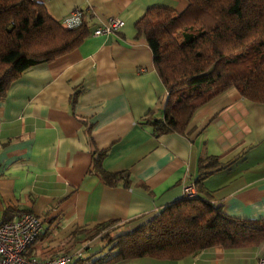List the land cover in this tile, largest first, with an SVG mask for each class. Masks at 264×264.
<instances>
[{"label": "crops", "instance_id": "0c3cea01", "mask_svg": "<svg viewBox=\"0 0 264 264\" xmlns=\"http://www.w3.org/2000/svg\"><path fill=\"white\" fill-rule=\"evenodd\" d=\"M34 1L57 21L81 10L92 33L74 51L27 70L0 102V220L29 212L43 222L27 255L49 260L82 248L87 233L113 220L120 222L117 233L135 230L183 199L199 160L208 157L222 166L204 181L212 202L230 217L264 219V104L231 89L195 114L187 135L156 137L145 124L169 93L136 23L155 6L182 12L186 0ZM111 18L124 27L94 36ZM96 150L108 151L106 171L131 174L130 187L110 188L91 173ZM102 238L90 240L100 247L89 245L73 264L106 256ZM263 253L264 243L215 247L180 261L115 264H258Z\"/></svg>", "mask_w": 264, "mask_h": 264}, {"label": "trees", "instance_id": "16d2710c", "mask_svg": "<svg viewBox=\"0 0 264 264\" xmlns=\"http://www.w3.org/2000/svg\"><path fill=\"white\" fill-rule=\"evenodd\" d=\"M182 12L155 6L136 23L148 42L169 100L145 124L154 135H187L195 114L231 89L264 104V0H186ZM91 26L69 29L34 0H0V102L27 70L54 62L77 49ZM107 150H96L91 173L110 188L130 187L129 172L104 169ZM222 166L217 157L199 160L197 195L164 207L153 219L127 233L118 220L98 225L87 240L103 235L109 253L93 264L154 259L180 261L215 247L257 248L264 243V219L230 217L216 206L204 181ZM72 239L79 244L77 236Z\"/></svg>", "mask_w": 264, "mask_h": 264}, {"label": "built area", "instance_id": "2783aa9c", "mask_svg": "<svg viewBox=\"0 0 264 264\" xmlns=\"http://www.w3.org/2000/svg\"><path fill=\"white\" fill-rule=\"evenodd\" d=\"M61 23L69 29H75L85 23L84 13L75 10L64 18ZM124 27V21L111 18L108 25L94 30V36L110 35L119 32ZM197 195L194 184L185 188V197L194 198ZM42 220L29 212L20 213L13 220H0V264H73L70 255H59L54 259L41 260L27 255L28 249L43 233ZM81 254L78 255L80 257ZM258 264H264V253L259 257Z\"/></svg>", "mask_w": 264, "mask_h": 264}, {"label": "rangeland", "instance_id": "374dc122", "mask_svg": "<svg viewBox=\"0 0 264 264\" xmlns=\"http://www.w3.org/2000/svg\"><path fill=\"white\" fill-rule=\"evenodd\" d=\"M92 242H87L82 248H79V249H77V250H74V251H71V252H64V253H62V254H59V255H70V256H72L73 258H74V261L77 259V258H79L78 257V255L79 254H81V256L84 254V252H86V250H88L87 249V247L89 246V245H91V247H90V249H97L98 247H100V245L99 244H97V245H92L91 244ZM105 247H108V246H106V243H105ZM59 255H57V256H59ZM56 256V257H57ZM80 256V257H81Z\"/></svg>", "mask_w": 264, "mask_h": 264}]
</instances>
